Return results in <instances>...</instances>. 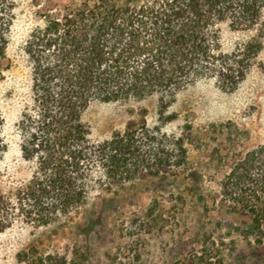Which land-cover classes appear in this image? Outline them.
Wrapping results in <instances>:
<instances>
[{"label":"trees","instance_id":"trees-1","mask_svg":"<svg viewBox=\"0 0 264 264\" xmlns=\"http://www.w3.org/2000/svg\"><path fill=\"white\" fill-rule=\"evenodd\" d=\"M14 7V0H0L1 56L9 43ZM45 19L24 46L34 64L35 98L18 126L20 151L31 164V174L10 185L2 174L9 144L0 108V235L26 224L60 230L73 225L84 236L98 222L96 207L86 209L93 193L100 189L115 195V176L120 187L135 176L140 165L135 158L145 155L143 146L150 142L147 108L130 106L134 116L123 132L94 141L84 120L93 103L132 104L156 98L164 117L177 93L197 82L211 81L224 93L234 92L262 62L264 51V0H81ZM223 24L250 35L225 50ZM212 129L230 141L225 155L219 144L210 152L213 162L228 167L220 182L221 197H213L210 206L198 187L199 173L193 192L205 212L223 215L217 226L263 243L264 142L237 152L241 139L249 138L248 130L233 122L214 124ZM195 139L200 140L187 124L168 153L179 157L178 169L188 171L186 143L194 144ZM82 210L81 223L74 219ZM203 247L180 263L225 264L224 255L207 242ZM73 255L70 264H88L82 249L76 248ZM18 257L25 264H67L58 255H38L36 247Z\"/></svg>","mask_w":264,"mask_h":264},{"label":"rangeland","instance_id":"rangeland-1","mask_svg":"<svg viewBox=\"0 0 264 264\" xmlns=\"http://www.w3.org/2000/svg\"><path fill=\"white\" fill-rule=\"evenodd\" d=\"M80 2L14 0L9 43L3 56L0 55V108L4 117L3 135L9 144L1 163L6 185L26 180L31 174V164L23 160L20 151L18 126L23 112L32 108L35 98L34 64L24 50L26 40L35 28L44 24L45 16L63 14L67 7ZM221 28L225 50L250 35L234 31L227 24ZM260 61L230 94L211 81H200L181 90L164 117H160L156 98L132 104L93 103L84 120L94 141L123 132L134 116L130 106L147 108L151 136L150 142L143 146L145 155L135 158V162H140L138 171L124 182V187H120V179L115 176V195L101 193L100 189L93 193L86 209L96 207L98 222L90 233L78 235L73 225L60 230L55 226L33 228L16 224L0 235V264H25L18 254L31 247L37 248L38 255H58L67 264L73 260L76 248L88 254V264H181L179 260L185 255L203 250V242L209 247L214 242L211 248L225 256V264H235L237 253L249 254L254 248H264V242L257 243L226 226H217L223 215L205 212L193 192L199 173L198 187L210 206L213 197H221L220 182L228 167L226 163L213 162L210 152L219 144L225 155L230 141L227 136L213 132L214 124L233 122L240 130L250 132L249 138L241 139L236 146L237 152L264 142V51ZM187 124L200 140L186 143L189 168L183 171L175 167L179 157L168 153L184 135ZM83 214L82 210L74 220L85 222ZM248 261L264 264V253L255 258L249 256Z\"/></svg>","mask_w":264,"mask_h":264},{"label":"water","instance_id":"water-1","mask_svg":"<svg viewBox=\"0 0 264 264\" xmlns=\"http://www.w3.org/2000/svg\"><path fill=\"white\" fill-rule=\"evenodd\" d=\"M263 253H264V248L263 247L254 248L249 254L237 253L234 256V263L235 264H250L251 262L248 261L249 256L255 258V257L260 256ZM240 255L242 256V258H239Z\"/></svg>","mask_w":264,"mask_h":264},{"label":"flooded vegetation","instance_id":"flooded-vegetation-1","mask_svg":"<svg viewBox=\"0 0 264 264\" xmlns=\"http://www.w3.org/2000/svg\"><path fill=\"white\" fill-rule=\"evenodd\" d=\"M239 258H242V256L240 255Z\"/></svg>","mask_w":264,"mask_h":264}]
</instances>
